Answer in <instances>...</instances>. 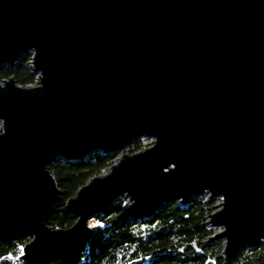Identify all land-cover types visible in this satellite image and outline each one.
Listing matches in <instances>:
<instances>
[{
    "label": "water",
    "instance_id": "water-1",
    "mask_svg": "<svg viewBox=\"0 0 264 264\" xmlns=\"http://www.w3.org/2000/svg\"><path fill=\"white\" fill-rule=\"evenodd\" d=\"M28 54L33 83L0 80V243L30 237L15 260L73 264L117 198L143 220L207 194L226 263L262 247L264 0H0V67ZM95 152L119 155L53 228L50 164Z\"/></svg>",
    "mask_w": 264,
    "mask_h": 264
},
{
    "label": "trees",
    "instance_id": "trees-1",
    "mask_svg": "<svg viewBox=\"0 0 264 264\" xmlns=\"http://www.w3.org/2000/svg\"><path fill=\"white\" fill-rule=\"evenodd\" d=\"M11 75L19 84L33 83L35 79L26 57L13 70L0 67V80ZM142 146V139H137L130 151ZM114 159L115 154L95 152L80 161L55 159L50 164L63 191L62 199L51 209L50 226L67 228L75 222L76 217L66 210L67 199L90 178L103 174ZM122 212L123 200L117 198L105 214L89 219L96 231L73 264H228L222 255V241L207 242L213 231L204 224L206 210L200 200L190 206L178 202L161 206L150 219L122 217ZM29 239L25 235L7 244L0 243V264H62L51 255H42L35 262L4 260L17 245ZM229 264H264V247H247Z\"/></svg>",
    "mask_w": 264,
    "mask_h": 264
},
{
    "label": "rangeland",
    "instance_id": "rangeland-1",
    "mask_svg": "<svg viewBox=\"0 0 264 264\" xmlns=\"http://www.w3.org/2000/svg\"><path fill=\"white\" fill-rule=\"evenodd\" d=\"M26 57V63H28L29 62V60H30V58H29V54L28 55H26L25 56ZM140 139V138H139ZM141 139H142V142H143V146L144 145H147L149 142H150V140L149 139H147V138H144V137H141ZM133 145V144H132ZM132 145H130L129 147H128V151L129 152H131L130 150H131V147H132ZM119 155V153H115V159H114V161L116 160V157ZM113 161V162H114ZM108 170V169H107ZM106 170V171H107ZM105 171V172H106ZM104 172V173H105ZM123 200V206L126 204V201L124 200V199H122ZM195 200H200L201 201V203L205 206V210H206V214L208 213V212H212L213 210H214V206H215V204H216V202H217V200L214 198V199H210L208 196H207V194H205V195H201V196H197V197H195ZM182 205H184V206H186L185 204H182ZM89 224L90 225H95L92 221H89ZM96 226V225H95ZM207 227L208 228H210V229H212V231H213V234L218 230L217 228H215L214 226H210V225H207ZM215 241H218V240H215ZM214 241V242H215ZM261 246L262 247H264V240L262 241V243H261ZM222 247H223V244H222ZM223 255V254H222ZM224 256V255H223Z\"/></svg>",
    "mask_w": 264,
    "mask_h": 264
},
{
    "label": "built area",
    "instance_id": "built-area-1",
    "mask_svg": "<svg viewBox=\"0 0 264 264\" xmlns=\"http://www.w3.org/2000/svg\"><path fill=\"white\" fill-rule=\"evenodd\" d=\"M24 244H19L17 245L9 254L7 257L4 258V260H9L15 263H18L21 260H15L18 258L20 252L22 251V249L24 248Z\"/></svg>",
    "mask_w": 264,
    "mask_h": 264
}]
</instances>
